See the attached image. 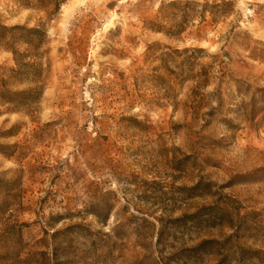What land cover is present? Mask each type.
Masks as SVG:
<instances>
[{
  "label": "rangeland",
  "instance_id": "374dc122",
  "mask_svg": "<svg viewBox=\"0 0 264 264\" xmlns=\"http://www.w3.org/2000/svg\"><path fill=\"white\" fill-rule=\"evenodd\" d=\"M58 2L0 0V264H264V0Z\"/></svg>",
  "mask_w": 264,
  "mask_h": 264
},
{
  "label": "trees",
  "instance_id": "16d2710c",
  "mask_svg": "<svg viewBox=\"0 0 264 264\" xmlns=\"http://www.w3.org/2000/svg\"><path fill=\"white\" fill-rule=\"evenodd\" d=\"M64 0H59V6L60 3H62ZM22 29L21 27H13V28H9L6 26H0V30H3L5 32L11 33L14 32L16 30ZM30 34H39V30L38 29H30L28 30ZM6 38V34L0 33V40H5ZM27 44H30L29 42H26ZM204 53L206 52L204 49H200V48H194V49H185L184 51H179L176 50L174 53L175 54H186V53ZM13 54L15 56V60L19 63L20 65V59L18 56H22L20 55L17 51H13ZM214 59H218V56H213ZM193 65V64H190ZM213 67V64L208 65L207 67H203L202 70L196 74L191 75V79L193 81H196L197 83V87L195 89H200L203 88L205 86H207L209 84V82L211 81L212 77H211V69ZM214 111H211L210 115H213Z\"/></svg>",
  "mask_w": 264,
  "mask_h": 264
}]
</instances>
